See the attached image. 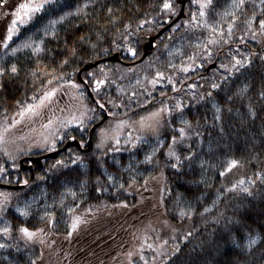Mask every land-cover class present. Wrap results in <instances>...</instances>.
<instances>
[{
	"label": "trees",
	"instance_id": "obj_1",
	"mask_svg": "<svg viewBox=\"0 0 264 264\" xmlns=\"http://www.w3.org/2000/svg\"><path fill=\"white\" fill-rule=\"evenodd\" d=\"M198 1L150 47L176 0H43L12 35L0 133L52 84L83 107L44 149L0 141V264H264V0Z\"/></svg>",
	"mask_w": 264,
	"mask_h": 264
},
{
	"label": "rangeland",
	"instance_id": "obj_2",
	"mask_svg": "<svg viewBox=\"0 0 264 264\" xmlns=\"http://www.w3.org/2000/svg\"><path fill=\"white\" fill-rule=\"evenodd\" d=\"M42 1L43 0H0V49L8 39V29L12 26V21L16 19L14 14L19 6L24 3L41 5L40 3ZM207 1L208 0H199L198 3L205 4ZM2 3H4L5 6H1ZM178 5L182 8V5L179 3ZM186 6L187 3L184 7L182 18L185 16ZM180 9L177 17L181 12ZM25 18H27V16H23L24 20ZM21 24L22 23L18 21L15 26L16 29L19 28ZM117 60L123 64L125 63L120 59ZM94 67L95 66L92 68ZM79 91L80 85L75 81L67 84H52L48 90L46 89V91L40 95V97L34 99L27 106L19 108L12 113L8 117L7 126L2 128V134L0 135V141L4 145L3 148L5 151L12 155L18 153L21 149L30 151L38 148H46L54 139L50 133L51 128H57L59 125H52L56 122V118L63 116L65 112H67L66 114H73V112L82 109L83 102L77 98ZM74 102L76 103L74 104ZM154 121V118H150L147 119V121L133 125L132 128L143 133L145 130L148 131L154 127ZM109 138V136L103 135V140L105 142H108ZM31 172L33 178L34 170L31 169ZM248 184H251L250 180L246 179V185ZM42 233H34L35 235L31 238L26 236L25 233L23 235L27 242L32 243L34 240H40V238L45 235L44 232Z\"/></svg>",
	"mask_w": 264,
	"mask_h": 264
},
{
	"label": "snow or ice",
	"instance_id": "obj_3",
	"mask_svg": "<svg viewBox=\"0 0 264 264\" xmlns=\"http://www.w3.org/2000/svg\"><path fill=\"white\" fill-rule=\"evenodd\" d=\"M208 2L210 3V0H208ZM243 2V0H241V3ZM43 7V5H36V4H32V3H24L21 4L19 6V8L17 9L16 13L14 14L16 19H14L12 21V26L9 27L8 29V39L10 40L12 38V35L15 33L16 31V24L19 21L20 23H24V19L23 16H27L29 19L31 18V14L40 11V9ZM165 8H170L171 5L168 3H165L164 5ZM207 7V4H201V8H205ZM204 13L203 11H201V16H203ZM261 27H264V22L261 23ZM13 71H15V68H13ZM31 110V109H29ZM181 134L183 135V130H181ZM231 166H235V161L232 162ZM242 183V182H241ZM73 227H75V225H73ZM21 231H23L25 233L26 236H28L29 238H31L32 236H34V233H30L28 232L27 229H22Z\"/></svg>",
	"mask_w": 264,
	"mask_h": 264
},
{
	"label": "water",
	"instance_id": "obj_4",
	"mask_svg": "<svg viewBox=\"0 0 264 264\" xmlns=\"http://www.w3.org/2000/svg\"><path fill=\"white\" fill-rule=\"evenodd\" d=\"M181 3H182V9H181V12L179 14V16L173 21L171 22V24H169L168 26H166L161 32H159L155 37H153L150 41H149V47L156 41L157 38H159L166 30H168L170 27H172L177 21H179L181 19V17L183 16L184 14V7L187 3V0H181ZM147 53H148V50H146L144 56H143V59L147 56ZM117 56L115 55L113 57V59H116ZM99 62H97L95 65H98ZM216 67V65H211L210 66V69H214ZM79 78H81L80 74H79ZM96 128V126L92 129L91 131V134H90V139H89V142H88V146H89V149L91 148L92 146V135H93V131L94 129ZM73 145H78L77 142H69L67 144V146L65 147V149L69 148L70 146H73Z\"/></svg>",
	"mask_w": 264,
	"mask_h": 264
},
{
	"label": "flooded vegetation",
	"instance_id": "obj_5",
	"mask_svg": "<svg viewBox=\"0 0 264 264\" xmlns=\"http://www.w3.org/2000/svg\"><path fill=\"white\" fill-rule=\"evenodd\" d=\"M1 6H5V4L2 3ZM4 47H5V46H4ZM4 47H2V48L0 49V54L2 53V50H3ZM75 103H76V102H74V104H75ZM72 104H73V100H72ZM66 113H67V112H65V114H64L63 116H61V117L66 116V115H67ZM30 163H31V164H37L36 162L32 163L31 161H30Z\"/></svg>",
	"mask_w": 264,
	"mask_h": 264
}]
</instances>
